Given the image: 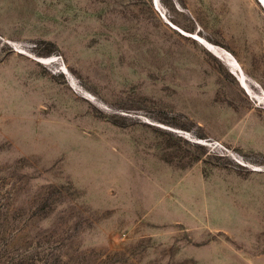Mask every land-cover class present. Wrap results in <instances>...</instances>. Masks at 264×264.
<instances>
[{
	"label": "rangeland",
	"instance_id": "1",
	"mask_svg": "<svg viewBox=\"0 0 264 264\" xmlns=\"http://www.w3.org/2000/svg\"><path fill=\"white\" fill-rule=\"evenodd\" d=\"M0 264H264V2L0 0Z\"/></svg>",
	"mask_w": 264,
	"mask_h": 264
},
{
	"label": "bare ground",
	"instance_id": "2",
	"mask_svg": "<svg viewBox=\"0 0 264 264\" xmlns=\"http://www.w3.org/2000/svg\"><path fill=\"white\" fill-rule=\"evenodd\" d=\"M259 2H260V1H259ZM262 2H264V0H262ZM260 3H261V2H260ZM197 38H198V37H197ZM205 43H206V42H205ZM203 44H204V43H203ZM204 45H208V44H204ZM215 54H216V53H215ZM227 54H228V53H227ZM218 55H219V54H218ZM228 56H229V54H228ZM231 59H232V58H230V61H231ZM228 61H229V60H228ZM229 63H230V62H229ZM235 66H236V65H235ZM237 66H238V65H237ZM233 67H234V66H233ZM233 67L230 68V69L232 70L231 72L238 76V71L235 70L236 67H235V68H233ZM240 74H241V73H240ZM239 78H240V76H239ZM245 78H246V77H245ZM238 80H239V79H238ZM240 80H241V79H240ZM245 81H246V80H245ZM242 82H243V81H242ZM240 83H241V82H240ZM246 83H247V82H246ZM242 85H243V84H242ZM244 85H245V83H244ZM247 85H248V84H247ZM245 87H246V86H245ZM248 88H249V87H248ZM246 90H247V89H246ZM249 91H250V90H249ZM247 93H249V92H247ZM250 94L253 95L254 93H250ZM252 97H253V96H252Z\"/></svg>",
	"mask_w": 264,
	"mask_h": 264
}]
</instances>
